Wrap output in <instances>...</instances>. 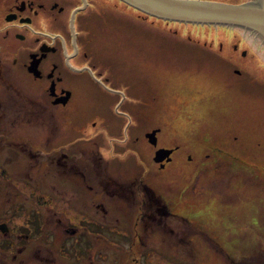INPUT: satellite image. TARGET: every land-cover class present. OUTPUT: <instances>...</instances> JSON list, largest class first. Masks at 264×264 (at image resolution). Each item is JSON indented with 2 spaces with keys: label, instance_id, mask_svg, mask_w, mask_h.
<instances>
[{
  "label": "flooded vegetation",
  "instance_id": "af4514ba",
  "mask_svg": "<svg viewBox=\"0 0 264 264\" xmlns=\"http://www.w3.org/2000/svg\"><path fill=\"white\" fill-rule=\"evenodd\" d=\"M147 21L145 13L119 0H0V176L16 183L25 181L40 198H45L44 202L49 203L47 197L54 199L45 214L21 211L27 218L25 224L15 222L17 217L13 221V216L0 218V261L94 264L93 245L99 240L110 246L115 243L99 229L110 233L114 232V226L101 225L98 216L101 213L106 217L111 213L110 202L121 190L128 191L130 199L140 195L137 229L130 226L129 231L136 235L135 242L142 244V236L148 230H155L158 237L170 235L178 245L191 241V237L180 230L177 214L169 212L166 203L162 206L166 200L162 196L159 200L154 198L152 189L140 178L142 174L147 175L146 171L127 174L126 183L112 177L107 181L100 179L102 169L113 168L115 160V157L105 160L104 150L130 154V150L149 142L156 148L154 163L163 170L181 150L178 146H159L164 129L151 127L161 94L158 95L157 88L147 79L146 56L166 63L169 71L174 72L176 61L191 58V55L179 59L177 31L163 35V29L156 25L148 27ZM188 41L200 44L192 39ZM260 46L263 50L264 45L258 41V50ZM230 52L235 57L228 60L224 59L223 49L205 48L196 53L213 57V64L221 68L225 77L233 68L232 72L239 77L231 82L233 88L264 102V65L258 72L255 67H259L252 66L256 72L251 71L254 85L242 89L245 75L234 65L248 59V51L233 45L227 53ZM244 80L243 83H248ZM147 81L151 85V89L148 88L151 96L147 95ZM22 127L43 128L44 145L36 148L32 137H18L17 132ZM114 128L117 132L112 131ZM154 132L156 145L147 137ZM55 138L59 140L54 141ZM233 141L229 148L222 138L213 141V147L206 146L214 162L264 169V159L253 160L252 151L249 154L245 146L239 144L240 150H236V138ZM6 148L11 150V157L2 160ZM161 149L171 153L156 161V153ZM22 156L30 164L28 177L24 178L8 173L6 167L7 163L17 164ZM34 169L41 172L35 174ZM56 173H59L56 178L60 190L47 193L46 177L56 176ZM66 184L70 185L73 201L63 195L66 190L61 186L65 188ZM112 184L115 185L113 190ZM101 185L105 190H100ZM75 188L79 194L73 191ZM99 193H104L103 201H99ZM106 196L111 200L107 201ZM51 204L59 206V212ZM46 213L53 217L52 224L60 227L59 234L52 236ZM41 238L49 245L58 244L59 255L54 248L40 245ZM72 247L78 252L74 258ZM87 260L90 262H84Z\"/></svg>",
  "mask_w": 264,
  "mask_h": 264
},
{
  "label": "rangeland",
  "instance_id": "374dc122",
  "mask_svg": "<svg viewBox=\"0 0 264 264\" xmlns=\"http://www.w3.org/2000/svg\"><path fill=\"white\" fill-rule=\"evenodd\" d=\"M210 1L238 4L252 0ZM147 24L159 26L166 33L177 31L180 40L179 59L191 55V58L176 61L174 72L169 71L167 67L170 66L166 63L146 56L147 79L157 88L158 95L161 94L159 110L151 127L161 126L164 129L159 146H178L181 150L164 170L154 163L156 148L149 142L130 150V154L104 150L102 156L105 160L114 157L115 160L113 168L110 167L108 171L102 169L100 179L107 181L112 177L119 183H126L127 174L136 175L140 170L146 171L147 175L142 174L140 178L152 189L154 198L159 200L162 196L166 200L162 206L166 203L169 212L192 220L193 231L197 236H191L193 242L189 244L178 245L170 235L158 237L155 230H148L142 236V244L135 242L136 235L129 231L140 216V195L137 196L139 198L134 196L130 199L128 191H117L110 202L111 213L106 217L101 213L98 216L101 225L114 226V232L110 233L106 229H99L115 243L110 246L99 240L98 244L93 245L94 264H264V169H251L242 164L232 167L227 162H214L210 157V149L206 148L219 138L224 139L225 146L229 148V143L234 144L233 138H236V150H240L239 145L245 146L249 154L252 151L250 158H258L259 161L264 159V102L250 93L233 88L231 82L239 80L232 72L233 68L232 75L225 77L220 72L221 68L213 64V57L207 53H202V56L196 53L205 51V48L223 49L224 59L228 60L235 57L231 52L227 53L233 49V45L247 50L249 58L235 62L237 64L234 66L245 75L241 88L249 89L255 81L251 77V71H254L252 66L259 67H255L257 72L263 69L264 49L260 46L259 51L256 47L259 40L256 42L252 35L240 29L165 23L151 19H148ZM188 39L200 44L189 43ZM205 44H208L207 47H203ZM193 51L195 54H192ZM244 79L248 83H243ZM146 88L147 95L151 96L148 81ZM43 130L40 127H22L17 135L21 138L32 137L34 146L41 148L45 140ZM112 131L117 132V129ZM10 151L4 149L2 160L11 157ZM6 167L8 173L18 174L22 178L28 177L27 172L30 170L28 159L24 156L20 157L17 164L7 163ZM40 172L34 169L35 174ZM56 174L46 177L44 186L47 193H58L60 190L57 181L59 173ZM8 180L0 176V218L10 219L13 216V221L17 217L15 222L25 224L27 218H24V211H43L45 214L46 207L54 199L47 197L49 203H46L45 198H40L38 192L25 181L16 183ZM61 187L66 190L63 195L73 201L70 185ZM99 188L105 190L102 185ZM113 189L114 184L111 185ZM73 191L79 194L78 189ZM103 195L99 193V201H103ZM105 199L110 201L111 197L106 196ZM51 205L58 212L61 209L55 204ZM47 219L54 232H51L52 236L59 234L60 227L52 224L53 217L47 214ZM39 244L54 248L55 254L59 255L61 247L58 244L49 245L44 238L39 239ZM73 250L72 247L70 251L74 258L78 252ZM77 262L64 261L65 264H79ZM0 264L12 263L0 261Z\"/></svg>",
  "mask_w": 264,
  "mask_h": 264
},
{
  "label": "water",
  "instance_id": "95a60500",
  "mask_svg": "<svg viewBox=\"0 0 264 264\" xmlns=\"http://www.w3.org/2000/svg\"><path fill=\"white\" fill-rule=\"evenodd\" d=\"M147 16L174 23L240 29L264 45V0L241 4L210 0H119ZM148 139L157 144L155 132ZM171 151L161 149L156 161Z\"/></svg>",
  "mask_w": 264,
  "mask_h": 264
},
{
  "label": "trees",
  "instance_id": "16d2710c",
  "mask_svg": "<svg viewBox=\"0 0 264 264\" xmlns=\"http://www.w3.org/2000/svg\"><path fill=\"white\" fill-rule=\"evenodd\" d=\"M238 4H241V3H238ZM148 19L155 20L156 18L148 16ZM160 21H162V20H160ZM162 22L168 23L166 21H162ZM148 27H150V26L148 25ZM167 34L168 33L163 32V35H167ZM177 217H178V225L181 228L180 230H182L185 233V236H187L186 234H188L190 237L194 236L193 238H196L197 234H195V232L193 231L194 230V226H193L192 220H189L187 217L180 216V215H177ZM190 240H191V242H193L192 241L193 240L192 237L190 238ZM184 245H186V244H184Z\"/></svg>",
  "mask_w": 264,
  "mask_h": 264
}]
</instances>
